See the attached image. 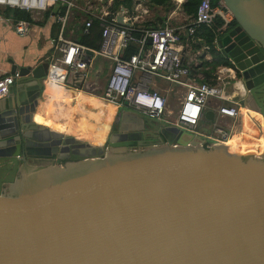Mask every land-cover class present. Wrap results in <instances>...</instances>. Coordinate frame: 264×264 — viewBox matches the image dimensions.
I'll return each instance as SVG.
<instances>
[{"label":"water","instance_id":"1","mask_svg":"<svg viewBox=\"0 0 264 264\" xmlns=\"http://www.w3.org/2000/svg\"><path fill=\"white\" fill-rule=\"evenodd\" d=\"M221 1L235 26L212 51L241 104L264 94V0ZM48 69H20L38 96L0 113V264H264V115L245 108L237 142L207 148L126 104L93 146L32 121ZM55 142L50 157L32 150Z\"/></svg>","mask_w":264,"mask_h":264},{"label":"built area","instance_id":"2","mask_svg":"<svg viewBox=\"0 0 264 264\" xmlns=\"http://www.w3.org/2000/svg\"><path fill=\"white\" fill-rule=\"evenodd\" d=\"M113 4L114 0H0V9L30 14L32 22L19 20L14 23V31L20 37L28 35L32 23L42 21L47 14L58 27L57 38L52 41L54 54L47 62L48 81L65 89L100 96L116 105L117 111L127 104L130 110L157 123L165 116L176 115L171 126L198 137L201 136L199 128L205 121L206 110L210 108L215 112V119L206 138L213 144L205 140V145L212 148L228 144L233 135L229 134L228 127L222 125L221 120H232L233 131L239 117L237 89L227 83L228 70L221 68L215 83L191 82V70L184 63L180 48L182 37L192 41L199 30L214 28L221 21L214 41V46H217L218 36L234 22L225 3L221 0H201L196 15L186 25L172 26L165 22L157 28L141 27L150 15L147 0H135L133 11L122 7L118 13L112 11ZM119 15L123 18V25L118 22ZM96 20L102 34L97 50L72 41L71 22L79 21L83 34L88 35ZM5 21V18H0V22ZM136 33L139 36H135ZM131 45L136 46L137 53L126 58ZM206 49L210 50V47ZM89 52L92 53L91 59ZM96 57L111 63L105 86L100 82L102 72L95 76L94 82L87 81ZM20 79L19 71L0 78V101L9 96ZM159 81L185 90L179 98L177 110L170 107L166 95L158 89Z\"/></svg>","mask_w":264,"mask_h":264},{"label":"crops","instance_id":"3","mask_svg":"<svg viewBox=\"0 0 264 264\" xmlns=\"http://www.w3.org/2000/svg\"><path fill=\"white\" fill-rule=\"evenodd\" d=\"M174 1L177 4L176 10L171 11L167 16H156L154 12L156 13L157 10H161V8L154 9L151 11L150 15L146 17L147 24L151 22L153 25L155 19H162L163 23L169 22V24H171L172 26L186 25L192 18L187 16L183 11L182 6L186 2V0ZM14 11L10 9H0V18L6 19L5 22H0V78L5 75L13 74V69L15 70V68L16 71L29 66L35 68L43 62H48V59H50V57L54 54V43H52V41L57 38L58 27L54 24L50 17L48 15H44L42 21L33 22L30 26L28 35L20 37L14 31V23L19 21L16 18ZM74 27L78 28L79 30L82 25L79 21L71 22V25L69 27L71 36H73V34L76 32V30H73ZM204 30L205 28L199 30L192 41H189V39L185 37V41L183 44L181 43L180 48L182 50L184 63L191 70V82L215 83L217 72L221 68H224V66L219 61L217 49L214 52L211 49H206L210 46H208V44L202 37ZM48 89L56 93L68 91L74 96L79 95L76 98L78 102L75 105V101L73 103L72 101H70L67 102L69 103V106L64 105V107H62L60 104L65 103H61L60 99L56 101L52 100L54 99V97L46 96ZM14 91V94L9 95L8 97L0 101V113H2V115L9 112V110L11 109H17L18 101L28 103L31 99L37 97L39 87L37 86L34 79L29 76L18 80L14 86ZM82 94V92L59 87L53 81H48V78L46 76V80L43 83V89L41 91V97L37 100L38 104L35 107V113L32 115V121L35 124L42 125L47 129L49 128L51 131H54L52 128L38 123L36 121L37 117L41 116V119H43L45 115H47V118H49L50 122L59 121V119H62V116H64V114H66V120L70 118L71 122L74 119L85 120L89 117L96 118V113H105L111 118L115 117L117 107L115 110L112 106H105L103 104L97 103V101L93 100V97L91 95L83 96ZM46 97L48 98V101H46ZM213 103L214 101L211 102L212 105ZM209 109L210 108H208L206 112ZM72 114H76L75 118L73 117L74 115L72 116ZM14 117V115H11L7 116L6 118L7 120H9ZM84 122L85 123L82 126L86 128V130H84V128H80V130L84 136H88L86 137V140H88V138H98V136L96 135H94L95 137H92L90 133L93 129L96 130L100 127L96 124H92V121ZM221 124L228 128H231L233 121L221 120ZM207 125H209V122L203 120L201 126L204 128L208 127ZM3 127L4 129H7L6 131H9L11 129V125L8 121L6 122V124H4ZM106 129L108 130V127H106ZM76 133H78V130ZM105 136L107 138L108 134H106Z\"/></svg>","mask_w":264,"mask_h":264},{"label":"trees","instance_id":"4","mask_svg":"<svg viewBox=\"0 0 264 264\" xmlns=\"http://www.w3.org/2000/svg\"><path fill=\"white\" fill-rule=\"evenodd\" d=\"M134 1L135 0H114L112 11L114 13H118L122 7H124L128 11H133ZM200 2L201 0H186V2L182 6L184 13L189 17L195 16ZM147 6L150 10L164 8L167 12H171L172 10L175 9L173 0H147ZM14 13L18 20L32 22L31 16L28 12L15 10ZM47 15L49 16V14ZM151 25L152 23L150 22L148 24L146 23L142 25L141 27L150 28ZM221 25H222V22L218 21L214 28H211V29L205 28V30L203 31L202 37L205 40V42L208 44V46H210L211 50L214 49V41L216 39V29L220 27ZM158 26H159V20L155 19L152 25V28H157ZM230 26L234 27L235 22H233ZM137 27L139 28L140 26H137ZM82 31H83V28L80 27V29L77 30L71 37L72 41L86 48L97 50L100 46L101 36H102L101 30L99 28V22L97 20L94 21V25L90 29V32L88 35H84ZM66 36L69 37V33H66ZM135 36H139V33H136ZM184 41H185V37H182L181 43L183 44ZM135 53H137V48L135 45H131L126 52V58L130 57L131 55ZM117 129H118V125L115 124L112 130L113 132H116Z\"/></svg>","mask_w":264,"mask_h":264},{"label":"bare ground","instance_id":"5","mask_svg":"<svg viewBox=\"0 0 264 264\" xmlns=\"http://www.w3.org/2000/svg\"><path fill=\"white\" fill-rule=\"evenodd\" d=\"M83 96H87V95H91L93 97V100L94 101H97V103H100V104H103L105 106H115L114 104L112 103H109L107 102L106 100H104L103 98H101L100 96H97V95H93V94H88V93H85V92H82ZM47 97H54V99L52 100H56L58 101V99H60L61 103H65V104H60L62 107H64V105H68L69 106V103L67 102H70L72 101V103L74 102V104L76 105V103L78 102V100L76 99L79 95H76L74 96L72 93L68 92V91H65V92H62V93H56L54 91H50L48 89V92H47ZM46 97V101H48V98ZM76 99V100H75ZM73 104V105H74ZM74 105V106H75ZM99 106V105H98ZM100 111V109H99ZM66 114H64V116H62V119H59V121H56V122H50L49 121V118H47V115H45V117L43 119H41V116L37 117V122L40 123V124H43V125H46L48 127H51L52 129L60 131V132H63L64 134H67V135H71V136H75L77 137L78 139H81L83 141H86L88 143H90L91 145L93 146H101L104 144L105 140H106V134L109 133V130H110V126L114 120V118H111L109 116H107L105 113H96L95 116L96 118H87L85 120H82V119H77V120H73L71 122V119L69 118L68 120H66ZM68 115V114H67ZM74 114H72L73 116ZM76 115V114H75ZM75 115L73 116L75 118ZM68 117V116H67ZM84 121H92V124H96L98 125L100 128L96 129V130H92L91 131V136L92 137H95L94 135L98 136V138H88V140H86V137L88 136H84L83 133H81V130L80 128H84L82 125H84ZM106 127H108V130L106 129ZM78 130V133H76ZM84 130H86V128H84ZM103 130V131H102ZM107 130V131H105ZM76 133V134H74ZM90 136V137H91ZM237 142V140H235ZM233 139L228 143L226 144V146H231L234 142H235Z\"/></svg>","mask_w":264,"mask_h":264},{"label":"rangeland","instance_id":"6","mask_svg":"<svg viewBox=\"0 0 264 264\" xmlns=\"http://www.w3.org/2000/svg\"><path fill=\"white\" fill-rule=\"evenodd\" d=\"M173 2H174V5H175V9L174 10H176L177 9V6H176L177 4L175 3L174 0H173ZM174 10H172V11H174ZM151 11L152 10H150V13H151ZM169 13L170 12H166V10L164 8H161V10H157L156 13L154 12V14L156 16H163V15H166L167 16V15H169ZM73 30H76L77 31L78 28H75L74 27ZM225 65L226 66H230L229 64H225ZM110 67H111L110 61H108L107 59L102 58V57H96L95 60L93 61V64H92L90 70H89V74H88V78H87L88 80L87 81L89 83L94 82L96 80L95 79V76L99 72H102V74L100 76V82H101L102 86H105L106 85V82L108 80L109 73H110V70H109ZM233 82L234 81L232 79L227 80V83H230L231 85L233 84ZM158 83H159L158 89L164 95H166V97H167V99L169 101V104H170L171 108H173L174 110H177L178 109V99L183 96L185 90L182 89V88H175V86L170 85V84H167L165 82H160L159 81ZM112 107L116 110V107L115 106H112ZM115 120H116V117H114V120L112 122L113 126H115ZM175 120H176V115L165 116V117H163L162 121H160V123H161V125L163 127H171L172 123H174ZM213 123H214V121L209 122V125H207L208 127H204L203 128L202 126H200V128H199V134L201 135L200 138H202V140H206L207 143H210V144H213V142L211 140H208L206 138V136H209L210 135L211 124H213ZM228 129H229L228 130L229 134H231V136H232L233 135V131L231 130V128H228ZM110 130H109L108 136H109L110 132H113V130L112 131H110ZM55 131H57V130H55ZM58 132H60V131H58ZM61 133H63V132H61ZM69 136H71V135H69ZM108 136H107V138H108ZM72 137L78 139L75 136H72ZM78 140H81V139H78ZM81 141H83V140H81ZM83 142H86V141H83ZM105 142H104V144H105Z\"/></svg>","mask_w":264,"mask_h":264},{"label":"flooded vegetation","instance_id":"7","mask_svg":"<svg viewBox=\"0 0 264 264\" xmlns=\"http://www.w3.org/2000/svg\"><path fill=\"white\" fill-rule=\"evenodd\" d=\"M238 108H239V117H242V115L244 114V110L245 108H247V110L253 114L257 119L258 122H261L263 120V115H264V94L263 96H261L260 98H248L246 100V102H239L238 104ZM254 125H256L258 127V123H254ZM258 129H260V126L258 127ZM107 139V138H106ZM106 141V140H105ZM58 144V142H55V145L52 146H47V147H34L32 150L39 154V155H43V158H45L46 156L50 157L54 154V148L55 146ZM73 146V145H71ZM134 149H140L138 146L134 147ZM244 156L246 158L252 156L251 153H244ZM37 162H45V163H51L53 162L54 165L59 166V165H64L66 162L65 161H60L57 159H36ZM52 164V163H51Z\"/></svg>","mask_w":264,"mask_h":264}]
</instances>
